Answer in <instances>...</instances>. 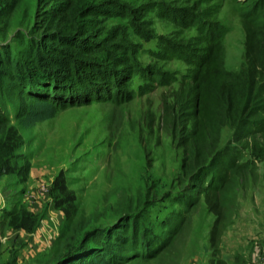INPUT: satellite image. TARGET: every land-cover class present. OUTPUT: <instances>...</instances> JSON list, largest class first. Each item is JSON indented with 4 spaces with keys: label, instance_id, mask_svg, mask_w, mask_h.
<instances>
[{
    "label": "trees",
    "instance_id": "trees-1",
    "mask_svg": "<svg viewBox=\"0 0 264 264\" xmlns=\"http://www.w3.org/2000/svg\"><path fill=\"white\" fill-rule=\"evenodd\" d=\"M223 1L169 0L131 7L121 0H37L11 39L0 43V180L18 173L15 153L24 145L6 99L14 107V121L27 129L66 108L134 99V78L142 81L140 92L171 87L160 119L182 152L181 191L170 194L171 201L188 211L203 198L215 217L208 264H227L219 252L227 209L238 184L256 179L257 163L264 160V0H244L239 6L244 51L237 71L225 67L228 30L218 18ZM18 6L0 0V9L11 14ZM143 13H154L173 27L166 38H158L155 52L148 51L147 64L130 32L141 41L153 39V20H145ZM5 27L11 28V22ZM170 61L184 63L186 73L173 76L165 67ZM225 127L231 137L220 147ZM51 198L66 226L58 238L59 256L45 264L143 259L169 248L183 225L180 214H172L163 234L150 236L147 228L141 231L138 214L123 212L111 225L90 227V219L77 217L76 194L63 171L53 179ZM2 212L9 228L26 233L42 220L23 207ZM239 261L235 258L234 264Z\"/></svg>",
    "mask_w": 264,
    "mask_h": 264
},
{
    "label": "rangeland",
    "instance_id": "rangeland-1",
    "mask_svg": "<svg viewBox=\"0 0 264 264\" xmlns=\"http://www.w3.org/2000/svg\"><path fill=\"white\" fill-rule=\"evenodd\" d=\"M13 1L19 4L16 13L0 9V43L11 39L24 12L37 2ZM121 1L138 7L169 0ZM243 1L224 0L218 15L219 22L228 30L225 67L232 71L240 68L244 51L239 18ZM143 18L153 20L150 23L153 39L141 41L133 30L130 32L134 44L142 48L140 60L147 64L148 51L155 52L158 38H166L173 27L154 13L144 14ZM7 21L11 22V28L5 27ZM119 23L127 24L125 20ZM189 33L194 35L193 31ZM165 67L178 78L187 70L179 61L165 63ZM141 84L139 78L133 79L134 99L66 108L27 129L14 121V107L6 99L12 123L17 126L24 145L15 153L19 158L18 173L0 180V264H45L59 256L58 238L66 225L53 207L51 186L60 171L65 173L69 188L76 194L77 217L90 219V227L111 225L123 212H135L141 219V231L147 228L148 235L155 236L165 231L172 214L183 218V225L169 248L125 264H208L209 231L214 215L203 198L188 211H182L171 201L181 191L177 174L182 152L172 143L160 119L163 99L170 96L172 88L155 87L140 92ZM230 137L231 130L225 127L220 147ZM256 172V179L238 184L226 212L219 252L227 264H234L235 258L241 264H253L257 248L264 245V160L257 163ZM15 207L42 217L33 233H21L7 226L2 210Z\"/></svg>",
    "mask_w": 264,
    "mask_h": 264
},
{
    "label": "crops",
    "instance_id": "crops-1",
    "mask_svg": "<svg viewBox=\"0 0 264 264\" xmlns=\"http://www.w3.org/2000/svg\"><path fill=\"white\" fill-rule=\"evenodd\" d=\"M62 216V215H61ZM20 231V230H19ZM21 233H25L24 231H20ZM263 245V244H262ZM264 246V245H263ZM263 246H259L258 248H257V252H256V254H255V256L253 255V264H256L255 263V260H254V257H256V256H259V255H262V254H264V247ZM259 251V252H258Z\"/></svg>",
    "mask_w": 264,
    "mask_h": 264
},
{
    "label": "built area",
    "instance_id": "built-area-1",
    "mask_svg": "<svg viewBox=\"0 0 264 264\" xmlns=\"http://www.w3.org/2000/svg\"><path fill=\"white\" fill-rule=\"evenodd\" d=\"M256 264H264V254L254 257Z\"/></svg>",
    "mask_w": 264,
    "mask_h": 264
}]
</instances>
